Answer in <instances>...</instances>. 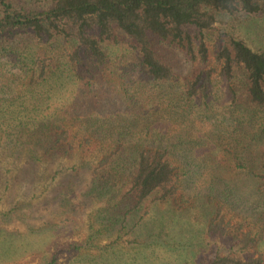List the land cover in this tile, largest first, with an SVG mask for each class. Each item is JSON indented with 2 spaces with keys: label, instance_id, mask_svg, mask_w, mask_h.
<instances>
[{
  "label": "trees",
  "instance_id": "obj_1",
  "mask_svg": "<svg viewBox=\"0 0 264 264\" xmlns=\"http://www.w3.org/2000/svg\"><path fill=\"white\" fill-rule=\"evenodd\" d=\"M252 18L264 0H0V262H56L55 217L25 222L36 191H59L45 201L61 213L88 191L130 231L192 191L207 233L225 207L254 225L236 245L253 254L206 264H264V49L216 27ZM15 220L25 232L6 229ZM101 232L59 250L99 249Z\"/></svg>",
  "mask_w": 264,
  "mask_h": 264
},
{
  "label": "rangeland",
  "instance_id": "obj_2",
  "mask_svg": "<svg viewBox=\"0 0 264 264\" xmlns=\"http://www.w3.org/2000/svg\"><path fill=\"white\" fill-rule=\"evenodd\" d=\"M216 27L220 33H237L251 48L261 47L264 49V18L248 19L241 28L234 32L230 23L225 26L216 24ZM205 41L211 55L222 45L217 33ZM176 62L180 67L183 65L179 58L176 59ZM18 192L21 191H13L16 195ZM57 192L59 191H44L45 196L43 194L39 196V191L31 193L30 195H36V198L32 199L31 206L24 208L26 213H31L28 214L30 218L25 221L28 225L38 226L44 221L53 220L55 217L54 224L58 225L59 228L54 236L55 248L49 251V256L51 254L56 258L54 264H183L184 262L206 264L215 255L226 254L229 250L242 257L253 254L249 250L239 251L236 245L238 246L239 240L245 234L254 230V225L243 224L234 211L225 207L227 214H225L222 223L219 224L216 231L207 233L203 229L206 222H203L202 219V204L196 202L197 197L192 191H184L180 196L176 195L174 204L177 209L171 204L159 203L149 207L146 214L144 211L135 214L133 216L134 221H128L140 225L134 226L131 231L127 229L129 227L126 226V222L124 227L116 224L110 226L108 223L109 216L102 212L105 207L104 201L92 199L88 191H80V193H87L85 196H81L79 201L75 198L77 195L74 194L78 191H72L73 196H71L72 202L69 210L63 213L60 210L57 212V206L45 201V199L50 200ZM207 192L204 191L205 194ZM166 211L169 212L165 215L164 221L166 220V222L161 228L156 218ZM173 211H175L176 216L181 215L183 219L187 220L188 224L176 222L173 225L172 220H167L169 218L167 216L173 214ZM138 219L143 220L139 221ZM125 227L127 228L124 229ZM6 229L23 233L26 226L22 221L15 220ZM91 230L102 231L94 240L99 245V249L80 252L59 250L70 243L85 240L90 235ZM254 234L253 232L252 236ZM187 243H190L188 251L181 248V245ZM55 251L58 252L54 253ZM0 264L46 263L44 262V252L35 251L25 253L21 257L6 258Z\"/></svg>",
  "mask_w": 264,
  "mask_h": 264
}]
</instances>
